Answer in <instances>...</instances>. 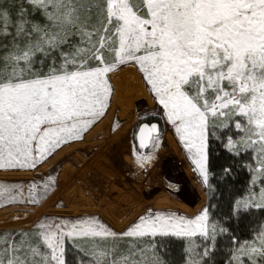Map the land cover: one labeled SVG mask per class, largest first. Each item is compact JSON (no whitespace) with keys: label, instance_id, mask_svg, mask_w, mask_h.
I'll list each match as a JSON object with an SVG mask.
<instances>
[{"label":"snow or ice","instance_id":"1","mask_svg":"<svg viewBox=\"0 0 264 264\" xmlns=\"http://www.w3.org/2000/svg\"><path fill=\"white\" fill-rule=\"evenodd\" d=\"M129 66L152 101L133 163L144 173L158 159L163 121L216 204L148 209L120 230L42 214L0 227V264H217L219 251L221 264H264V0H0V170L33 173L0 181V203L36 205L57 187L40 166L85 140Z\"/></svg>","mask_w":264,"mask_h":264},{"label":"bare ground","instance_id":"2","mask_svg":"<svg viewBox=\"0 0 264 264\" xmlns=\"http://www.w3.org/2000/svg\"><path fill=\"white\" fill-rule=\"evenodd\" d=\"M113 82L116 85L117 92L113 98L112 106L108 110V114L96 124L82 143L63 148L48 160L46 164L40 166L39 171L41 174H44L59 161H64V164L56 175L57 187L40 204L32 206L37 212L31 213L30 216H25L24 214L23 217H20L21 219L19 221H12L10 218H7L8 213L1 214L0 227H6L15 223L28 224L30 221L36 220L42 212L53 213V211H64L69 214L96 213L107 224L120 230L124 228L131 217L141 213L146 206H153L156 209L162 210L179 211L187 215L193 214L202 207L206 199V194L194 180L192 171L187 166L184 171L199 196L198 202L194 206H191L179 198L172 197L164 190L165 187H169L170 183L165 179L161 171L163 160L169 157L182 158L180 146L172 130L164 123L161 141L163 146L156 150L158 159L148 167L144 177H138L140 181H143L137 184L134 192L119 195L118 201L120 204L114 205L115 209L112 206V209H110L102 205H94L89 200L88 194L90 195V193L87 189H78V186L76 187L75 182L79 180L78 178L81 180L84 177L85 171L91 169L93 166L96 169L98 168L100 172L106 171L108 168H110L109 170H116L113 160H117V163L122 165L123 169L130 170L131 172L140 171L130 156L132 147L131 129L136 123L139 114L136 103L139 100H144L146 109H150L152 101L144 85L141 83L140 76L131 66L124 68L115 75ZM114 119H117L120 125L119 131L115 134L111 131V123ZM5 175H8L7 178L16 179L32 176L33 173L30 171L16 170L9 171ZM156 186L161 188L160 192L144 202H139L138 198L141 197L142 189L151 191ZM105 198L106 196L104 195L102 201ZM162 198L165 201L159 202ZM58 199H63L66 205L64 208L54 207ZM130 203L134 205H131V207L128 206V209H123L124 205H129ZM1 210H3L2 213L9 211L8 207Z\"/></svg>","mask_w":264,"mask_h":264},{"label":"rangeland","instance_id":"3","mask_svg":"<svg viewBox=\"0 0 264 264\" xmlns=\"http://www.w3.org/2000/svg\"><path fill=\"white\" fill-rule=\"evenodd\" d=\"M136 108L139 111L138 116L142 115L143 112L145 110H147L145 101L139 100L136 103ZM116 121H117V119H114L112 121L111 127H112L113 123ZM136 124H137V121L133 125V127ZM160 124H161V128L163 129V121H160ZM133 127H132V129H133ZM132 129H131V137H132ZM146 150H150V149H146ZM181 152H182V150H181ZM85 158H88V157H85ZM113 163H115V166H116L115 169L116 170H109L110 168H108L106 171L100 172V170L98 168L96 169V167L93 166L91 169L85 171V174L83 175L84 177H82L81 180H80V178H78L79 180H77V182H75L76 187L78 186V189L79 188L87 189V191L90 193V195L88 194L89 200L94 205H100V206L102 205L106 208L109 207L110 209H112V207H113L115 209L114 205L120 204V202L118 201L119 197H120L119 195L123 194V193L128 194V193L134 192L135 187H137V184H139L140 182L143 181V180L140 181V179L138 177H141V176L144 177V174L147 173V171L142 173L140 171L131 172L130 170L128 171L126 169H123L122 165L117 163V160H113ZM63 164H64V161H59L58 163H56V165L54 167L49 168L48 171L46 173H44L43 175L52 174V175L56 176L59 169L61 168V166ZM186 166L191 169L194 180L200 185L201 189L206 194L205 189L202 187L200 181L197 179L196 174L193 172L192 168L190 167L189 161L185 158V155L183 154V152H182V158L169 157V158L163 160V162L161 164V171H162L163 176L165 177V179L170 184L178 185V188L170 189V187H165L164 190L169 195H171L172 197L179 198V199L185 201L186 203H188L189 205L194 206L198 202L199 196H198L195 188L191 184L190 180L188 179V177L185 174L184 169ZM117 167H119V168H117ZM9 171H16V170H9ZM9 171L0 170V181H2L3 179H10V178H7L8 175H5V173H7ZM16 177H19V176H16ZM30 177L31 176L23 177V178L19 177L16 179H28ZM65 181H66V179H65ZM160 191H161V188L158 186L154 187L151 191H146V190L142 189L141 190V197H139L138 200H139V202H144L145 200L151 198L153 195H155L156 193H158ZM104 195L106 196V198L102 201V198L104 197ZM60 201H63V199H58L57 202L54 204V207L64 208L66 206L64 201H63V206H60ZM206 202H207V194H206L205 202L202 205V207L206 204ZM2 205H4V204L0 203V206H2ZM28 205H30V206H28ZM131 205H134V204L130 203L129 205H124L123 209H128V206L131 207ZM32 206H34V205H31L29 203L28 204H24V203L10 204L9 206H5V207L0 208V215L8 213L9 215L7 218H11L13 216L23 217L24 214L27 213V216H30L31 213L37 212ZM6 207H8L9 211L2 213L3 210H1V209H4V208L6 209ZM202 207H200V208H202ZM148 209H152L153 213L155 211L162 210V209H156L153 206H146L141 213L136 214L135 216L131 217L126 225H128L130 222L134 221L138 215L144 214ZM198 210H196L191 215H187V214H184V213L179 212V211H175V212H178L179 214H182V215L192 216ZM162 211H173V210H162ZM123 213H124V211H123ZM42 214L43 213H40V215H42ZM89 214L99 216L98 214L93 213V212L82 213V214L81 213L69 214V213L64 212V211H56V212L53 211V213H50V214L47 213L45 215L81 217V216L89 215ZM102 220H103V218H102Z\"/></svg>","mask_w":264,"mask_h":264},{"label":"trees","instance_id":"4","mask_svg":"<svg viewBox=\"0 0 264 264\" xmlns=\"http://www.w3.org/2000/svg\"><path fill=\"white\" fill-rule=\"evenodd\" d=\"M3 180H7V181H27V179H3ZM2 180V181H3ZM244 181H245V174L243 172H241L237 177H236V181H235V187L236 188H242L244 185ZM27 191V188H25V192ZM52 191V190H51ZM50 191V192H51ZM206 191V190H205ZM49 194V193H48ZM47 194V195H48ZM207 194V202H209V200L211 201L212 204H216L217 202V197H210L209 193L206 191ZM46 195V196H47ZM44 196L43 199L46 197ZM42 199V200H43ZM41 200V201H42ZM10 204H14V203H8V204H4L1 207H5V206H9ZM31 204V203H29ZM33 205V204H31ZM37 205V204H36ZM226 210V209H225ZM256 222V218L253 217L252 218V225H254ZM245 225L247 226H251L249 225V221H245ZM248 233V227L246 226H241L240 228L237 229V234L241 236V238H245L247 236ZM221 245H223V241H221ZM171 249L172 251L169 253L170 257L173 260H179L180 254H181V243L179 241L178 238H174V243L171 245ZM225 259V256L223 254V251H219L216 255V260H217V264H221V262Z\"/></svg>","mask_w":264,"mask_h":264},{"label":"water","instance_id":"5","mask_svg":"<svg viewBox=\"0 0 264 264\" xmlns=\"http://www.w3.org/2000/svg\"><path fill=\"white\" fill-rule=\"evenodd\" d=\"M137 147H138V145H137ZM146 149H147V148H146ZM146 149H143L142 151H146ZM161 201H165V199L162 198V199L159 200V202H161Z\"/></svg>","mask_w":264,"mask_h":264},{"label":"crops","instance_id":"6","mask_svg":"<svg viewBox=\"0 0 264 264\" xmlns=\"http://www.w3.org/2000/svg\"><path fill=\"white\" fill-rule=\"evenodd\" d=\"M49 194H50V192H49ZM39 204H40V203H39ZM37 205H38V204H37ZM42 213L45 215V214H47V213H49V212H42ZM49 214H50V213H49Z\"/></svg>","mask_w":264,"mask_h":264}]
</instances>
